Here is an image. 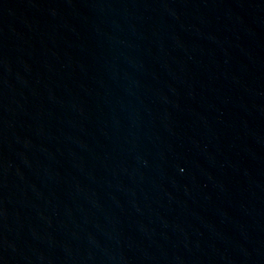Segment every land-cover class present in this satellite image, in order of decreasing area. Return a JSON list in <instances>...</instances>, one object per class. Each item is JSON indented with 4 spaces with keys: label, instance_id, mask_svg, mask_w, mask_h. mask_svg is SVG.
<instances>
[{
    "label": "water",
    "instance_id": "95a60500",
    "mask_svg": "<svg viewBox=\"0 0 264 264\" xmlns=\"http://www.w3.org/2000/svg\"><path fill=\"white\" fill-rule=\"evenodd\" d=\"M0 264H264V0H0Z\"/></svg>",
    "mask_w": 264,
    "mask_h": 264
}]
</instances>
